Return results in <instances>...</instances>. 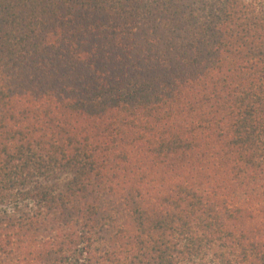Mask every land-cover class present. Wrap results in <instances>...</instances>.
I'll list each match as a JSON object with an SVG mask.
<instances>
[{
  "label": "trees",
  "instance_id": "1",
  "mask_svg": "<svg viewBox=\"0 0 264 264\" xmlns=\"http://www.w3.org/2000/svg\"><path fill=\"white\" fill-rule=\"evenodd\" d=\"M0 264H264V0H0Z\"/></svg>",
  "mask_w": 264,
  "mask_h": 264
},
{
  "label": "rangeland",
  "instance_id": "2",
  "mask_svg": "<svg viewBox=\"0 0 264 264\" xmlns=\"http://www.w3.org/2000/svg\"><path fill=\"white\" fill-rule=\"evenodd\" d=\"M67 180H68L67 176H66V175H64V176H62V177H61V180H60V182H61V183H66V182H67Z\"/></svg>",
  "mask_w": 264,
  "mask_h": 264
}]
</instances>
